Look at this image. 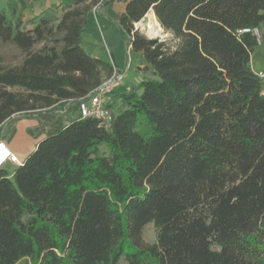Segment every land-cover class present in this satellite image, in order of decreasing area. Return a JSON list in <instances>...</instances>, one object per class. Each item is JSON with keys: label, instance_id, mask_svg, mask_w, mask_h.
<instances>
[{"label": "trees", "instance_id": "1", "mask_svg": "<svg viewBox=\"0 0 264 264\" xmlns=\"http://www.w3.org/2000/svg\"><path fill=\"white\" fill-rule=\"evenodd\" d=\"M111 1L14 24L0 10V140L23 117L47 127L0 168V264H264V0H126L115 22L147 78L103 123L78 104L117 71L80 43ZM150 10L168 37L134 29Z\"/></svg>", "mask_w": 264, "mask_h": 264}, {"label": "crops", "instance_id": "2", "mask_svg": "<svg viewBox=\"0 0 264 264\" xmlns=\"http://www.w3.org/2000/svg\"><path fill=\"white\" fill-rule=\"evenodd\" d=\"M70 0H0V10L4 12L6 20L12 24L24 22L36 16L44 15L57 19L61 16V6ZM126 0H112L100 9V13L89 11L83 31L81 33V48L92 57L109 63L121 76L113 86V94L130 89H137L147 74L139 70L145 65L143 54L133 51L127 44V35L117 23L125 9ZM264 14V9L261 11ZM153 15L150 10L146 15ZM26 29L27 26L23 25ZM253 71L264 72V41L257 45L250 58ZM18 154L23 153L20 148H12ZM24 158V157H23Z\"/></svg>", "mask_w": 264, "mask_h": 264}, {"label": "rangeland", "instance_id": "3", "mask_svg": "<svg viewBox=\"0 0 264 264\" xmlns=\"http://www.w3.org/2000/svg\"><path fill=\"white\" fill-rule=\"evenodd\" d=\"M149 19L151 20L150 15H145L140 21L143 24H147L150 21ZM138 29L148 38L162 39V37H168V33H165L163 30L159 31V33L156 35H150L147 28H145L144 26H138ZM259 41L263 42L264 40L259 39ZM46 128L47 127H40L39 120L36 117H23L5 125V127L3 128V139L13 153L15 152L12 148H17L16 152L18 153H20L18 151V149L20 148V151L24 156H21V154H19V156L18 154H15L20 160H24L33 151L36 143H38L45 136ZM15 167V165L7 164L4 168L8 171V173H11ZM154 241L155 232L153 225L147 224L144 227L142 233V242L145 244H150ZM20 264L32 263L30 259L26 258L22 259Z\"/></svg>", "mask_w": 264, "mask_h": 264}, {"label": "built area", "instance_id": "4", "mask_svg": "<svg viewBox=\"0 0 264 264\" xmlns=\"http://www.w3.org/2000/svg\"><path fill=\"white\" fill-rule=\"evenodd\" d=\"M134 29H138L137 24H134ZM244 31H248L245 29ZM252 32L258 37V30L254 28ZM128 48L131 47L130 44L127 45ZM257 76L264 79V72H256ZM120 75L118 73L113 74V76L105 81L89 98L82 100L78 104V115L83 117H94L99 119L103 123H108L112 114L107 108L106 103L110 98V93L113 86L119 81ZM262 95H264V86L261 90ZM15 153H13L7 146V143L2 139L0 140V168H4L7 164H12L18 166L22 163Z\"/></svg>", "mask_w": 264, "mask_h": 264}, {"label": "bare ground", "instance_id": "5", "mask_svg": "<svg viewBox=\"0 0 264 264\" xmlns=\"http://www.w3.org/2000/svg\"><path fill=\"white\" fill-rule=\"evenodd\" d=\"M151 20L147 23V24H143L141 21L137 22V26H144L145 28H147L148 33L150 35H156L159 33V31H162V29L160 28L158 22L156 21L155 16H153L152 14L150 15Z\"/></svg>", "mask_w": 264, "mask_h": 264}, {"label": "water", "instance_id": "6", "mask_svg": "<svg viewBox=\"0 0 264 264\" xmlns=\"http://www.w3.org/2000/svg\"><path fill=\"white\" fill-rule=\"evenodd\" d=\"M160 26V25H159ZM161 28V27H160ZM162 29V28H161ZM163 30V29H162ZM169 34H167V36H168ZM162 39H164V37H162Z\"/></svg>", "mask_w": 264, "mask_h": 264}]
</instances>
